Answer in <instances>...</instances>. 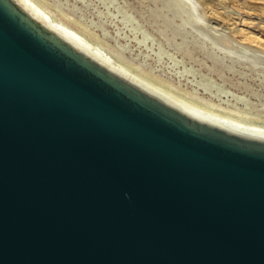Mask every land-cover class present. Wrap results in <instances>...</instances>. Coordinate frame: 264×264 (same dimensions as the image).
I'll return each mask as SVG.
<instances>
[{"label":"water","instance_id":"obj_1","mask_svg":"<svg viewBox=\"0 0 264 264\" xmlns=\"http://www.w3.org/2000/svg\"><path fill=\"white\" fill-rule=\"evenodd\" d=\"M0 264H264V137L0 0Z\"/></svg>","mask_w":264,"mask_h":264},{"label":"rangeland","instance_id":"obj_2","mask_svg":"<svg viewBox=\"0 0 264 264\" xmlns=\"http://www.w3.org/2000/svg\"><path fill=\"white\" fill-rule=\"evenodd\" d=\"M46 1L162 78L264 117V0Z\"/></svg>","mask_w":264,"mask_h":264},{"label":"bare ground","instance_id":"obj_3","mask_svg":"<svg viewBox=\"0 0 264 264\" xmlns=\"http://www.w3.org/2000/svg\"><path fill=\"white\" fill-rule=\"evenodd\" d=\"M18 1L25 9L48 23L49 26L78 46L120 71L147 84L165 97L232 130L264 137L263 116L252 115L238 109H229L228 106L214 103L209 98L200 97L196 92L187 91L172 81L162 78V76L155 74L154 71L149 70L142 64L136 63L134 59L126 55L122 47L110 44L105 33H101V36L96 34L89 28L90 26L88 27V24L86 26L85 23L78 20V17L76 19L54 3L53 5L46 0ZM79 19L81 18L79 17Z\"/></svg>","mask_w":264,"mask_h":264}]
</instances>
